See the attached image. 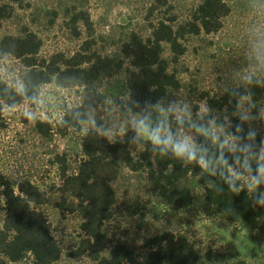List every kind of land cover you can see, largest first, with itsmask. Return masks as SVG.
<instances>
[{
	"label": "rangeland",
	"instance_id": "rangeland-1",
	"mask_svg": "<svg viewBox=\"0 0 264 264\" xmlns=\"http://www.w3.org/2000/svg\"><path fill=\"white\" fill-rule=\"evenodd\" d=\"M229 14L214 33L187 37L185 52L172 62L167 45L162 58L178 88L171 89L155 103H135L129 98V84L135 71L122 55V46L133 35L146 39L151 25L159 19L177 15L186 19L198 0H0L11 14L1 23L0 37H22L32 33L40 42L38 56L50 59L70 56L89 40L91 51L111 58L112 66L94 84L101 97L88 112L79 128L63 126L67 109L78 107L82 88L62 87L55 83L39 87L35 100L16 106L2 103L0 115V174L12 183L29 181L45 195V203L37 208L48 223L49 231L61 256L56 264H95L86 256H72L84 234L82 218L77 212L62 214V174H74L83 158L82 139L88 130H95L106 141L131 139L130 152L138 159L143 143L150 141L138 133L143 122L149 132L159 131L171 142L186 143L195 149L191 126L206 114H212L210 127L214 138L234 152L242 148L236 139L225 134V126L216 120L228 121V112L210 111L206 101L222 93L246 87L249 77L264 68V0H224ZM88 13L91 30L77 37L66 26L74 12ZM27 69L7 54H0V81L15 91L21 90ZM23 88V87H22ZM247 129L264 131V98L255 108L247 97L241 98L234 110ZM256 173L241 164L230 167V177L240 181L243 189L262 188L264 198V144L254 159ZM114 204L111 218L101 228L114 244H123L138 259L148 254L145 241L163 232H172L188 239L200 264H264V217L248 225L242 219L224 214L205 200L203 186L191 175L175 185L186 188L191 203L187 208L162 196L147 173L131 171L121 164L112 183ZM5 219V205L0 190V231ZM107 252H104L106 255ZM4 259V264H33L28 253L18 262Z\"/></svg>",
	"mask_w": 264,
	"mask_h": 264
},
{
	"label": "trees",
	"instance_id": "trees-1",
	"mask_svg": "<svg viewBox=\"0 0 264 264\" xmlns=\"http://www.w3.org/2000/svg\"><path fill=\"white\" fill-rule=\"evenodd\" d=\"M163 5L166 0H157ZM224 0H198L191 14L184 20L173 15L169 21L159 19L151 25L146 39L135 35L122 46V55L135 71L129 84V98L135 103H155L171 89L178 88L169 63L162 58L163 45H167L172 62L184 54L187 37L201 33L217 32L222 20L229 14ZM11 14L7 5H0L1 23ZM67 28L77 37L81 30H91L88 13L74 12L66 22ZM91 42L85 40L79 50L70 56L56 55L50 59L40 58V42L32 33L22 37H0V54L20 60L27 69L23 88L15 91L0 81V115L2 103L16 106L35 100L39 87L55 83L62 87L82 88V101L78 107L67 109L63 117L65 128L83 123L88 112L100 102L94 84L102 73L120 64L108 57L91 51ZM247 97L255 108L264 98V68L249 77L246 87L229 89L217 99L207 100L210 111L228 112L229 119L216 120L218 127L225 126V134L242 144L231 152L214 138L210 122L212 114H206L198 123L189 125L194 135L195 155L178 157L171 142L143 143L138 159L130 152L131 139L109 142L95 130H88L82 139L83 158L74 174H62V191L59 208L62 214L77 212L82 218L80 230L84 237L72 256H86L95 264H200L197 254L188 239L172 232H163L145 241L148 254L138 259L134 252L123 244H114L101 228L111 218L110 208L114 204L112 183L117 179L120 165L131 171L143 170L162 196L187 208L191 203L186 188L175 185L188 176L198 178L203 186L205 200L224 214L242 219L248 225L264 217L262 188L252 191L242 188L240 181L230 177L229 169L241 164L255 174L253 160L264 144V131L252 133L239 119L234 110L241 98ZM203 162V163H202ZM0 190L5 205V219L0 231V264L4 259L20 261L30 254L33 264H56L61 252L52 238L48 223L37 208L45 203V195L29 181L12 183L0 174ZM104 252H107L104 255ZM236 264H243L238 262Z\"/></svg>",
	"mask_w": 264,
	"mask_h": 264
},
{
	"label": "clouds",
	"instance_id": "clouds-1",
	"mask_svg": "<svg viewBox=\"0 0 264 264\" xmlns=\"http://www.w3.org/2000/svg\"><path fill=\"white\" fill-rule=\"evenodd\" d=\"M20 87L22 90L23 86L21 85ZM137 131L141 135L145 136L147 139L151 140L154 144L164 143V144L168 145L171 143V137L170 136H168L166 133H160L159 131L149 132L148 127L143 122H141L138 125ZM173 150L178 157L187 155L189 157V159H193L194 155H195L192 152L189 145H187L186 143L175 144L173 146Z\"/></svg>",
	"mask_w": 264,
	"mask_h": 264
}]
</instances>
